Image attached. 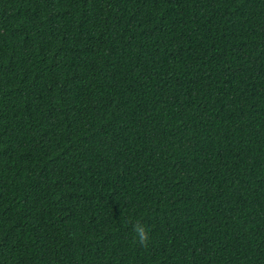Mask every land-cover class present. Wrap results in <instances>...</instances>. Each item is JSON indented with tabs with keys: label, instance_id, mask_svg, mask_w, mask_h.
Returning a JSON list of instances; mask_svg holds the SVG:
<instances>
[{
	"label": "trees",
	"instance_id": "trees-1",
	"mask_svg": "<svg viewBox=\"0 0 264 264\" xmlns=\"http://www.w3.org/2000/svg\"><path fill=\"white\" fill-rule=\"evenodd\" d=\"M0 264H264V0H0Z\"/></svg>",
	"mask_w": 264,
	"mask_h": 264
},
{
	"label": "clouds",
	"instance_id": "clouds-1",
	"mask_svg": "<svg viewBox=\"0 0 264 264\" xmlns=\"http://www.w3.org/2000/svg\"><path fill=\"white\" fill-rule=\"evenodd\" d=\"M132 230L135 233V242L142 247H147L150 240L149 230L141 222H136Z\"/></svg>",
	"mask_w": 264,
	"mask_h": 264
}]
</instances>
